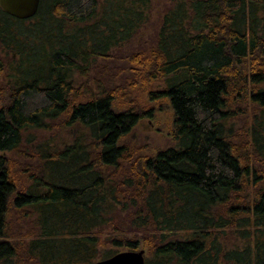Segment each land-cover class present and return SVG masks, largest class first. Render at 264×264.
<instances>
[{
	"label": "trees",
	"instance_id": "16d2710c",
	"mask_svg": "<svg viewBox=\"0 0 264 264\" xmlns=\"http://www.w3.org/2000/svg\"><path fill=\"white\" fill-rule=\"evenodd\" d=\"M150 5L0 7V264H264V0H177L119 53ZM159 98L173 143L146 153Z\"/></svg>",
	"mask_w": 264,
	"mask_h": 264
},
{
	"label": "rangeland",
	"instance_id": "374dc122",
	"mask_svg": "<svg viewBox=\"0 0 264 264\" xmlns=\"http://www.w3.org/2000/svg\"><path fill=\"white\" fill-rule=\"evenodd\" d=\"M151 5L148 13V18L137 31V33L130 38V40L125 41L121 52L127 49L142 48L144 46L154 45V39L160 30L163 16L167 10V7L177 0H150ZM154 42V43H153ZM114 50V49H113ZM112 50V51H113ZM118 53V52H117ZM0 52V56H2ZM120 56V55H119ZM100 62L102 60L99 59ZM104 62V61H103ZM108 64L116 66V61ZM77 80L83 79L81 76L77 75ZM9 78L1 76L0 81H7ZM163 82H155L150 84L153 89H159L163 87ZM148 107H154L153 115L142 118L135 126L134 130L127 137V140L140 142L143 146L147 147L146 153H151L158 148L167 147L172 144L171 128L173 122V114L170 108L169 102L166 98H159L155 101L146 99Z\"/></svg>",
	"mask_w": 264,
	"mask_h": 264
},
{
	"label": "water",
	"instance_id": "95a60500",
	"mask_svg": "<svg viewBox=\"0 0 264 264\" xmlns=\"http://www.w3.org/2000/svg\"><path fill=\"white\" fill-rule=\"evenodd\" d=\"M39 4L40 0H0V7L6 13L19 19L33 17ZM144 261V249H137L122 250L90 264H144Z\"/></svg>",
	"mask_w": 264,
	"mask_h": 264
}]
</instances>
